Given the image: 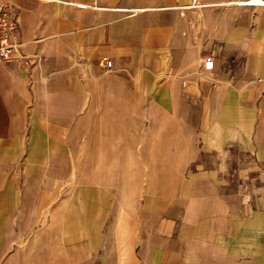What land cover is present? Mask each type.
<instances>
[{
  "label": "crops",
  "instance_id": "obj_1",
  "mask_svg": "<svg viewBox=\"0 0 264 264\" xmlns=\"http://www.w3.org/2000/svg\"><path fill=\"white\" fill-rule=\"evenodd\" d=\"M3 1L19 47L0 62V264H264V4ZM78 137L130 139L123 242H102L110 211L51 209ZM80 153L120 168V146ZM47 206L61 225L36 227Z\"/></svg>",
  "mask_w": 264,
  "mask_h": 264
},
{
  "label": "rangeland",
  "instance_id": "obj_2",
  "mask_svg": "<svg viewBox=\"0 0 264 264\" xmlns=\"http://www.w3.org/2000/svg\"><path fill=\"white\" fill-rule=\"evenodd\" d=\"M80 131V127H79ZM138 140V139H137ZM73 144L76 145V153L74 154L73 168L70 170L72 177L69 176V181H60L58 183V193L56 200L52 202L51 209L59 211L58 215H61V210L64 208L65 200L73 196V208L76 210L85 209H105L110 211V217L105 219V223L101 227V239L102 242H112L116 240L123 242L128 236V210L134 208L135 203L138 204L139 198L135 201L134 191L138 188L140 180V172L138 170H130L125 167L128 166L129 154L127 153L129 146L131 145L129 138H101V139H86L75 138ZM100 145L106 147L120 146L122 153L120 154L121 163L120 168L118 164L112 162L113 155H106L111 160L103 161L99 164H92L98 168L81 169V145ZM117 155H115L116 157ZM89 190L90 193L106 194L104 196L107 200L91 201L81 206L80 199L77 200L76 196L81 197L80 194L84 193V190ZM96 198V195H94ZM93 198V196H91ZM47 207H42L41 214L45 215L44 211H48ZM36 218L37 226H59L61 225V217H48V212L45 216ZM74 221L77 219H73ZM79 221H89V219L79 218ZM93 225L92 219L89 221Z\"/></svg>",
  "mask_w": 264,
  "mask_h": 264
},
{
  "label": "built area",
  "instance_id": "obj_3",
  "mask_svg": "<svg viewBox=\"0 0 264 264\" xmlns=\"http://www.w3.org/2000/svg\"><path fill=\"white\" fill-rule=\"evenodd\" d=\"M245 3L260 5L264 4L260 0H248ZM84 6V5H78ZM18 20L16 11L10 3L0 0V62L7 63L14 58L17 52L19 42L17 41ZM210 63L209 58H205L204 67L207 68ZM99 67L102 72H107L110 69V61L105 60L99 62Z\"/></svg>",
  "mask_w": 264,
  "mask_h": 264
}]
</instances>
